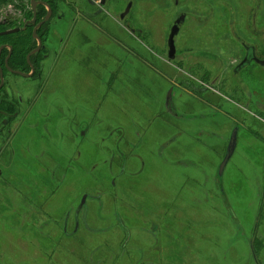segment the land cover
<instances>
[{"label":"rangeland","instance_id":"rangeland-1","mask_svg":"<svg viewBox=\"0 0 264 264\" xmlns=\"http://www.w3.org/2000/svg\"><path fill=\"white\" fill-rule=\"evenodd\" d=\"M235 1V29L252 40V2ZM168 3L140 0L144 60L166 47ZM208 9L189 2L201 21ZM216 22L210 17L200 29L191 21L178 46L209 45ZM255 24L264 27V5ZM135 47L126 40L125 50L108 45L89 53L85 46L76 52L79 66H71L68 46L66 61L47 74L40 114L23 133L35 160H18L4 173L12 179L0 190V264H264V82L222 84L219 75L235 57L223 44L221 63L204 60L214 83L206 81L203 94L192 75L163 72L175 80L172 116L165 110L169 78L141 66ZM185 79L196 83L193 95L206 107L182 91ZM234 125L237 146L219 176Z\"/></svg>","mask_w":264,"mask_h":264},{"label":"flooded vegetation","instance_id":"flooded-vegetation-1","mask_svg":"<svg viewBox=\"0 0 264 264\" xmlns=\"http://www.w3.org/2000/svg\"><path fill=\"white\" fill-rule=\"evenodd\" d=\"M7 1L11 3L0 7V12H3L0 14V33H8L0 36V190L8 189L11 183L9 179L12 177L4 173L18 164V160L26 166L27 161L35 160L29 155V142L23 133L29 129V123L34 120L33 118L39 116L37 105L49 79L47 74L52 68L55 71L57 66L61 65L62 58L63 62L66 61L65 49L68 46H70L67 50V53H70L69 65L74 66L77 65L76 52L80 48L88 46L89 53L108 45L125 50L126 40H129L136 46L135 58L142 62L141 66L169 78L167 81L170 86L172 85L173 95L176 86L174 76L170 77L163 72L169 71L174 74L183 71L187 79L192 75L200 86V94H203L209 88L205 86H208L206 81H209L210 74L206 67L207 62L204 60L206 57H212L221 63L222 53L225 52L222 48L224 44L228 53L235 57L230 70L224 69L231 77H228L226 71L219 75L222 84L233 89L236 83L248 84L247 80L261 78L264 82V66L258 63L264 61V27L259 29L255 24L264 0H249L252 2V8L248 15L246 30L252 40L246 39L245 34L241 35L235 29L236 18L233 11L235 0H167L169 3L166 10L173 15V19L168 27L166 47L164 50L158 49L161 54L154 55L155 58L150 57L149 61L144 60L142 53L140 54L143 34L139 15H136L140 0H34L36 5H33L32 0ZM191 1L200 2L201 5L209 8L207 17H204L203 21L200 20L201 17L189 13ZM210 17L216 19L217 29L209 45L206 41H200L190 48L188 45L191 44L186 41L183 48L178 46V38L186 31L191 21L198 23L202 29L209 23ZM175 26L178 32L173 39L174 51L170 59L168 38L171 29ZM59 29L64 32L60 34ZM257 41L260 43L257 44ZM247 55L253 56L254 59L247 66L238 69ZM191 57L198 59L197 63L190 65ZM164 63L167 64L166 71L163 70ZM187 79L181 80V88H184L182 91L187 93L189 99L206 107L204 100L199 97L196 99V93L195 96L193 95L196 83L186 81ZM229 79L235 80V85L227 82ZM213 80L209 82L213 84ZM187 88L189 91L186 90ZM165 110L168 111L166 107ZM225 117L243 128L232 113L226 112ZM37 125L38 123H35L36 127ZM234 128L238 127L234 125ZM19 136L22 137V142H19ZM121 169L119 171L123 173ZM137 174L138 171L130 172L126 179L136 178ZM53 179H57L55 172ZM63 179H66V176ZM83 197L85 203L79 213L88 199L87 195ZM78 207L74 213L75 227ZM79 213L76 216L77 227Z\"/></svg>","mask_w":264,"mask_h":264},{"label":"water","instance_id":"water-1","mask_svg":"<svg viewBox=\"0 0 264 264\" xmlns=\"http://www.w3.org/2000/svg\"><path fill=\"white\" fill-rule=\"evenodd\" d=\"M33 1V5H36V3ZM177 32H178V29L177 27H173L171 29V32H170V35H169V38H168V47H169V58L171 59L172 58V52L174 51V47H173V39L174 37L177 35ZM8 33L4 32V33H0V36H3V35H6ZM254 59L253 56H246L244 61L241 63V65L239 66L238 69H241L245 66H247L252 60ZM261 66H264V61H260L258 62ZM172 96V88L170 90V92H168L167 94V97H166V103H165V107L166 109L168 110L169 114H171L172 116H177V114H174L175 111H173V107L171 105V97ZM237 135H238V128H234L232 133H231V136H230V139H229V142H228V145H227V149H226V153L224 155V158L220 164V167H219V171H218V175H222V172L224 170V168L226 167L228 161L230 160V158L232 157L235 149H236V146H237ZM85 197H83L81 199V204L80 206L78 207V210H77V213H79V211L81 210L82 206L84 205L85 203ZM77 213H76V216H77ZM75 216L76 218V227H77V217ZM78 228V227H77Z\"/></svg>","mask_w":264,"mask_h":264},{"label":"trees","instance_id":"trees-1","mask_svg":"<svg viewBox=\"0 0 264 264\" xmlns=\"http://www.w3.org/2000/svg\"><path fill=\"white\" fill-rule=\"evenodd\" d=\"M8 3H11V1L0 0V7L6 5V4H8ZM254 240H255V239H254ZM253 242H254V241H253ZM255 242H258V241L255 240ZM254 245H255V243H254ZM252 248H253V254L255 255V250H254L255 247H252Z\"/></svg>","mask_w":264,"mask_h":264},{"label":"crops","instance_id":"crops-1","mask_svg":"<svg viewBox=\"0 0 264 264\" xmlns=\"http://www.w3.org/2000/svg\"><path fill=\"white\" fill-rule=\"evenodd\" d=\"M161 149H162V146H159V148H157V150H159V153L162 151ZM157 153H158V151H157Z\"/></svg>","mask_w":264,"mask_h":264}]
</instances>
